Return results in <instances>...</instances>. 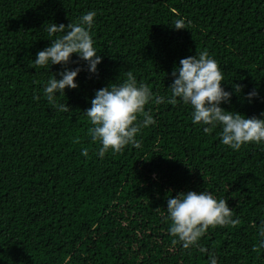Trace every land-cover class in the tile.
<instances>
[{
	"label": "trees",
	"instance_id": "16d2710c",
	"mask_svg": "<svg viewBox=\"0 0 264 264\" xmlns=\"http://www.w3.org/2000/svg\"><path fill=\"white\" fill-rule=\"evenodd\" d=\"M89 10L102 62L90 74L73 55L68 67L84 70L79 87L57 97L68 105L57 112L41 90L62 67L30 61L50 43L45 22L67 25ZM178 15L191 21L188 29L171 27ZM203 50L221 67L226 90L233 82L241 96L259 92L251 103L234 94L222 107L264 113V0H0V264H208L210 255L218 264H264L256 235L264 145L232 150L219 129L205 134L194 125L181 103L146 105L156 123L141 129L140 148L101 159L88 133L83 111L96 89L132 72L170 95L174 66ZM188 190L224 198L237 223L209 228L183 248L168 231L166 195Z\"/></svg>",
	"mask_w": 264,
	"mask_h": 264
},
{
	"label": "clouds",
	"instance_id": "9594fccd",
	"mask_svg": "<svg viewBox=\"0 0 264 264\" xmlns=\"http://www.w3.org/2000/svg\"><path fill=\"white\" fill-rule=\"evenodd\" d=\"M95 17L96 12L89 10L76 22L71 21L67 25L52 21L42 25L50 43L30 62L46 70L53 65L62 67V71L47 79L41 90L48 104L57 112L68 109V105L59 102L57 97L65 96L66 89H77V77L84 70L68 67L74 54L85 62L90 74L98 73L102 56L91 34ZM190 25V20L178 15L171 27L179 31L188 29ZM170 75L172 83L167 87L170 92L167 96L156 94L146 84L138 83L132 72L126 73V79L120 83L113 82L95 90L90 98V107L83 112L90 123L88 133L99 145L96 150L99 158L103 159L109 152H120L129 145L141 147L137 139L141 129L156 123L151 110H146L149 103L190 106L192 123L200 125L205 134L219 129L220 143L232 150L238 151L249 143L264 145V113L248 116L222 107L231 104L234 94L251 103L259 98L258 90L253 88L241 96L243 86L233 82L232 91L226 90L223 71L206 50L181 58ZM33 98L39 100L40 96ZM80 154L87 157L88 148H81ZM169 193L166 195L168 231L185 249L195 247L209 228L237 223L228 202L207 190ZM256 235L258 247L264 248V220L256 228ZM208 264H218L217 257L210 255Z\"/></svg>",
	"mask_w": 264,
	"mask_h": 264
}]
</instances>
